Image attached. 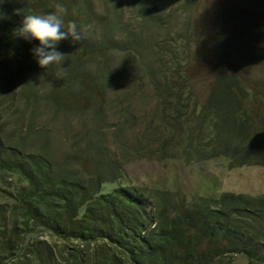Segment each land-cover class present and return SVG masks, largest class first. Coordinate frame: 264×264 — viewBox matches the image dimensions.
<instances>
[{
    "label": "trees",
    "instance_id": "obj_1",
    "mask_svg": "<svg viewBox=\"0 0 264 264\" xmlns=\"http://www.w3.org/2000/svg\"><path fill=\"white\" fill-rule=\"evenodd\" d=\"M137 1L141 16L138 20L148 22L145 30L160 28L164 19L168 28L174 29L181 26L177 22L181 18L189 20L193 11L189 0L178 4L175 11L169 9L163 18L156 15V8H143L142 0ZM82 11L79 6L77 12ZM17 22L0 21L4 35L0 37L1 48L7 43L12 46L15 32L22 27ZM221 22L226 32L234 34L233 38L260 42L264 50V0L231 1L222 11ZM134 33L128 31V35ZM183 42V37L179 38L172 46L176 50L168 52L169 56H157L155 47L150 51L148 48L146 54L158 57L156 63L147 62L150 68L161 64L150 73L153 90H145L151 92L128 93V79L113 76L109 68L108 78H98L100 88L117 91L119 97L122 94L121 101L132 100L141 107L148 105L151 96L158 101L157 107L161 105L159 100L165 99L166 110L174 112V125L184 128L185 135L189 130L195 132L204 153L239 162V167H264V118L259 130L254 125L256 110L248 104L254 106V102L258 110L264 109L261 95L257 90H248L242 78L224 72L218 73L207 96L195 95L194 82L182 70L178 57L188 47ZM88 46L80 50L82 55L91 51ZM227 53L220 44L218 55L225 64H229L223 56ZM1 82L0 78V86ZM95 84L92 88L97 91ZM253 84L264 85V75ZM252 94L258 97L250 99ZM109 99H113L112 95ZM57 103L54 98L52 104ZM131 118L138 120L135 115ZM1 120L0 115V264H264L261 200L236 195H225L220 200L203 198L188 210L181 203L176 207L173 197L161 193L146 197L144 191L140 194L129 188L105 195L102 185L119 179L116 162L107 154L95 159L93 167L87 168L86 161H79L78 167L86 173L83 175L75 167L69 169L68 157L59 162L43 147L46 145L37 147L33 141L25 144L21 133H16L17 138ZM42 131L37 136L50 145V139L41 136ZM187 139V145H196ZM104 167H109L110 173ZM2 186L8 191H3ZM148 203L154 205V215Z\"/></svg>",
    "mask_w": 264,
    "mask_h": 264
},
{
    "label": "rangeland",
    "instance_id": "obj_2",
    "mask_svg": "<svg viewBox=\"0 0 264 264\" xmlns=\"http://www.w3.org/2000/svg\"><path fill=\"white\" fill-rule=\"evenodd\" d=\"M79 1L85 5L72 0H0L2 24L16 25L17 20L22 23L28 14H49L59 2L68 9L65 21L74 20L83 35L76 44L69 38L57 45L58 51L66 55L61 65L67 69L64 76H58L56 65L40 68L31 54L38 42L24 41L17 37V31L12 46L8 43L4 44L5 48L0 46L1 124L16 137L21 133L25 144L33 141L37 147L46 145L43 147L59 162L68 157L69 169L75 167L83 175L86 173L78 167L79 161H86L87 168L93 167L95 159L107 154L106 157L116 162L119 179L102 185L105 195L129 188L140 194L144 191L146 197L161 193L173 197L176 207L181 203L188 210L200 199L220 200L225 195L264 202V167H239V162L231 163L226 158H213L214 155L204 153L195 132L189 130L185 135L184 128L174 125V112L166 110L165 99L159 100L161 105L157 107L158 101L151 96L148 105L141 107L132 100L121 101L122 94L119 97L117 91H104L98 83V78H108L109 68L113 76L128 79V93L151 92L150 73L157 71L161 64L150 68L147 62L156 63L158 55L169 56L168 52L176 50L172 46L183 37V45L188 47L178 57L182 70L194 82L195 95L207 96L218 73L224 72L242 78L245 87L253 92L257 90L264 100V85L253 84L264 75L262 43L233 38L234 34L226 32L221 24L222 11L233 0H190L193 11L186 17L189 20L177 21L181 26L169 29L164 19L160 28L154 25L148 30L147 27L145 30L148 22L138 20L141 16L137 0ZM186 1L189 0H142L141 5L156 8V15L166 18L169 9L175 11L178 4ZM79 6L84 9L81 13L77 12ZM128 31L135 33L128 35ZM2 36L3 30H0ZM83 42L91 51L82 55L80 50L87 47ZM220 44L227 48L228 53L223 56L229 64L219 58ZM154 47L157 56L146 54ZM26 82L30 85H25ZM110 95L113 99L108 101ZM258 96L252 94L249 98ZM54 98L58 99V105L52 104ZM248 104L256 110L254 125L262 130L264 109L258 110L254 102V106ZM133 115L138 120H133ZM132 121H136L134 125L130 124ZM40 130H44L41 136L50 139V145L37 136ZM185 138L196 145H187ZM104 168L110 173L109 167ZM1 189L8 191L4 186ZM147 205L154 215V205Z\"/></svg>",
    "mask_w": 264,
    "mask_h": 264
},
{
    "label": "clouds",
    "instance_id": "obj_3",
    "mask_svg": "<svg viewBox=\"0 0 264 264\" xmlns=\"http://www.w3.org/2000/svg\"><path fill=\"white\" fill-rule=\"evenodd\" d=\"M55 11L49 14H28L24 16L22 27L17 29V37L26 42L38 41V46L31 49V54L37 65L45 69L56 65L58 76L67 74V69L61 67L65 54L57 51L59 42L71 39L73 44L80 42L83 35L74 20L65 21L68 9L57 2ZM4 16L0 15V19Z\"/></svg>",
    "mask_w": 264,
    "mask_h": 264
},
{
    "label": "bare ground",
    "instance_id": "obj_4",
    "mask_svg": "<svg viewBox=\"0 0 264 264\" xmlns=\"http://www.w3.org/2000/svg\"><path fill=\"white\" fill-rule=\"evenodd\" d=\"M9 199V198H8Z\"/></svg>",
    "mask_w": 264,
    "mask_h": 264
}]
</instances>
